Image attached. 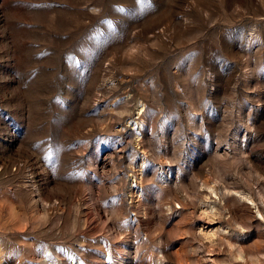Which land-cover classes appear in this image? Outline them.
Here are the masks:
<instances>
[{
	"label": "rangeland",
	"instance_id": "1",
	"mask_svg": "<svg viewBox=\"0 0 264 264\" xmlns=\"http://www.w3.org/2000/svg\"><path fill=\"white\" fill-rule=\"evenodd\" d=\"M0 264H264V0H0Z\"/></svg>",
	"mask_w": 264,
	"mask_h": 264
}]
</instances>
